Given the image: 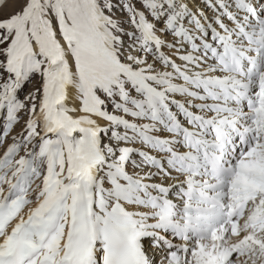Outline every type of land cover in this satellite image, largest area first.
Here are the masks:
<instances>
[{"label": "snow or ice", "instance_id": "snow-or-ice-1", "mask_svg": "<svg viewBox=\"0 0 264 264\" xmlns=\"http://www.w3.org/2000/svg\"><path fill=\"white\" fill-rule=\"evenodd\" d=\"M0 14V264H264V0Z\"/></svg>", "mask_w": 264, "mask_h": 264}, {"label": "rangeland", "instance_id": "rangeland-1", "mask_svg": "<svg viewBox=\"0 0 264 264\" xmlns=\"http://www.w3.org/2000/svg\"><path fill=\"white\" fill-rule=\"evenodd\" d=\"M8 10L10 11L11 9H8ZM0 15H2V14H0ZM35 83H36V80H34L33 83L27 84L25 86V93H27L28 91L32 90L33 85ZM21 99H23V94L21 95ZM25 119H26V117H25ZM22 125H23V121H21L19 124L14 126L12 133L10 134V136L8 138H6V144L11 142V136L12 135H16L20 131ZM2 151H3V147H0V152H2Z\"/></svg>", "mask_w": 264, "mask_h": 264}, {"label": "bare ground", "instance_id": "bare-ground-1", "mask_svg": "<svg viewBox=\"0 0 264 264\" xmlns=\"http://www.w3.org/2000/svg\"><path fill=\"white\" fill-rule=\"evenodd\" d=\"M198 2H199V0H198ZM210 14V13H209Z\"/></svg>", "mask_w": 264, "mask_h": 264}]
</instances>
